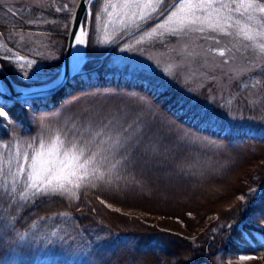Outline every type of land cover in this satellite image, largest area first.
Here are the masks:
<instances>
[{"label":"trees","instance_id":"16d2710c","mask_svg":"<svg viewBox=\"0 0 264 264\" xmlns=\"http://www.w3.org/2000/svg\"><path fill=\"white\" fill-rule=\"evenodd\" d=\"M53 17L33 6L0 4V34L5 37L22 30L63 39L70 18L65 16L57 33L51 30ZM3 40L0 64L16 84L35 86L56 76L59 63L39 58L25 50L26 45ZM90 52L87 50L86 55ZM25 61L32 63L29 66ZM98 65L93 61L97 74L86 69L79 75L78 88L111 86L116 91H135L143 96V103L128 98H123L128 103H120L104 96L86 105L66 124L102 119L119 120L125 126L139 124L141 145L131 165L121 169L119 176L86 182V186L72 190L75 196L71 198L67 194L40 196L24 203L17 195L19 202L14 203L7 195L13 186L9 176L7 188L0 186V264H231L230 260L240 255L264 259V132L247 129L246 125L226 128L190 105L183 88L173 83L104 75L105 65ZM29 74L32 76L25 78ZM120 104L127 108L120 111ZM43 108L32 110L13 104L3 109L6 115L0 116V154L4 158L11 160L18 151H24L21 141L30 142L41 131L26 113ZM149 145H155L158 154L141 155ZM167 147L170 149L165 152ZM249 161H254L252 171L246 168ZM241 169L244 172L240 173ZM157 171H164V180H174L176 186L189 185L191 194L225 188L232 182L226 196L231 201L217 207L222 200L217 198L195 211L187 207L156 208L134 199L132 194L151 187L147 173ZM129 209L175 217L192 236L161 229L124 212ZM20 235H24L23 241Z\"/></svg>","mask_w":264,"mask_h":264},{"label":"rangeland","instance_id":"374dc122","mask_svg":"<svg viewBox=\"0 0 264 264\" xmlns=\"http://www.w3.org/2000/svg\"><path fill=\"white\" fill-rule=\"evenodd\" d=\"M77 1L0 0V4L19 8L33 6L44 9L50 15L55 16L56 19L53 17L55 23L54 25L51 24V30L53 29L58 33L62 29L65 16H69L70 23ZM102 3L103 0H100L99 3L95 1V5L92 4V6L94 5L93 11L92 6L89 9L93 13L92 17H86L84 21L83 27L87 30L86 51L89 50L92 53L90 52V56H87L85 52V61L78 70L80 74L86 69L89 73L95 74L93 61L97 60V63H100L98 66L105 65L104 69L106 70L102 73L104 75L115 74L149 78L164 85L173 83L176 87L183 88L186 100L190 105L204 112L211 119L219 121L226 128L246 125L247 129L251 127L264 132V56L253 47V42L237 38L235 35H222L213 31L187 32L176 35L163 34L157 35L155 38L144 35L146 31L150 32L152 28L156 27L157 23H163L166 16L145 23L143 29L139 31H133L129 28L121 32L118 27L114 31L113 26L110 25L108 29L98 32L95 14L102 7ZM256 15L257 17L260 16L259 13ZM105 31L107 36L112 38V42L107 45L100 42L104 38ZM229 31L234 33L235 30L229 29ZM90 35L92 36L91 39H89ZM66 36L63 39L60 37L53 38L36 32L18 30L9 32L5 37L0 34V47L3 39L10 40L26 45L25 50L28 49V52L35 53L39 58L53 60L60 64L53 79L35 86H23L32 88L48 84L59 75ZM141 37L144 38V41L138 43L137 41ZM259 42L258 40L255 43ZM122 49L124 50L122 51ZM221 52L223 55H220ZM106 56L108 58L105 60ZM79 75L75 78L77 83L75 90L63 93L53 109L27 111V118L40 128L42 124L63 125L80 115L86 105L95 104L99 98L104 96H108V99L116 98L118 101L120 100V103L122 101L128 103L123 98L133 100L139 105L144 101L143 96L135 91H116V88L111 86L80 89L78 88ZM30 76L32 75H26L25 78ZM119 93L123 94H120L121 96L115 95ZM120 108L121 111L127 107L125 104H120ZM0 111H3L1 107ZM131 124L135 127L133 123ZM144 149L145 147L142 150ZM169 149L167 147L165 152ZM149 152L152 153L151 151L147 153ZM145 154V151L144 153L141 152V155ZM253 163L254 161H249L250 165L245 166L247 170L255 169ZM244 170L241 169L240 173ZM162 172L164 171L148 172L147 176H150L148 181L151 187L137 191L132 194L134 195L132 197L139 202L145 201L151 207L169 210L187 207V209L196 211V209L206 206L207 203L217 198L222 199L218 201L220 203L217 207H223L231 201V198L228 199L226 196L230 192L232 182L231 186L228 185L225 188L212 187L204 193L191 194L189 185L176 186L175 183L172 184L174 180H164L165 175H162ZM235 176L236 173L233 174V177ZM170 177L172 178L173 175ZM124 212L137 216L139 219L161 229L192 236L191 232L175 217L150 215L136 209H129ZM244 256L253 258L240 260L238 256L230 260V263L264 264L262 256Z\"/></svg>","mask_w":264,"mask_h":264},{"label":"snow or ice","instance_id":"6c2138e0","mask_svg":"<svg viewBox=\"0 0 264 264\" xmlns=\"http://www.w3.org/2000/svg\"><path fill=\"white\" fill-rule=\"evenodd\" d=\"M84 2L93 4L94 0ZM92 15V12H86V17ZM165 16L163 23H157L144 35L155 38L163 34L213 31L253 42V47L264 56V0H103L102 7L95 14L96 30L100 32L111 25L114 31L116 27L121 32L129 28L137 31L143 29L145 23ZM229 29H234V33ZM86 35L87 30L82 27L80 35L74 34L76 44H84ZM258 40L260 42L255 43ZM143 41L141 37L137 42ZM100 42L107 45L112 38L105 31ZM22 59L17 57V60ZM25 62L29 66L32 63ZM2 115L6 113L0 111ZM179 138L185 139L183 136ZM141 142V125L125 126L115 119L71 125L42 124L41 131L30 142L21 141L24 151H18L11 160L0 154V186L7 188L5 181L9 176L12 178L13 186L7 195L14 203H27L40 196L67 194L71 198L75 196L72 190L86 186V182L104 181L106 176L114 174L119 176L120 170L132 163L133 154ZM144 151L156 154L157 148L149 145ZM60 215L66 216V213ZM32 227H36L35 222ZM24 238V235L19 236L21 241ZM251 258L239 256L240 260Z\"/></svg>","mask_w":264,"mask_h":264},{"label":"water","instance_id":"95a60500","mask_svg":"<svg viewBox=\"0 0 264 264\" xmlns=\"http://www.w3.org/2000/svg\"><path fill=\"white\" fill-rule=\"evenodd\" d=\"M91 5L86 4L84 0H78L75 5L68 29L60 73L54 81L46 85L22 89L14 84L7 72L0 65L1 106H10L14 102H17L32 107V103L36 102L53 108L63 93L75 90V77L79 71L71 68L72 54L76 43L74 34L78 35V32L81 31L83 27L82 22L85 20L86 12L89 11Z\"/></svg>","mask_w":264,"mask_h":264},{"label":"bare ground","instance_id":"6f19581e","mask_svg":"<svg viewBox=\"0 0 264 264\" xmlns=\"http://www.w3.org/2000/svg\"><path fill=\"white\" fill-rule=\"evenodd\" d=\"M81 34V31L78 32V35ZM77 35V36H78ZM85 43L81 45H77L75 43L74 52L72 54V65L71 68L79 70L84 63L85 60V52H86V36L84 37ZM74 64V67H73ZM208 207V206H207Z\"/></svg>","mask_w":264,"mask_h":264}]
</instances>
